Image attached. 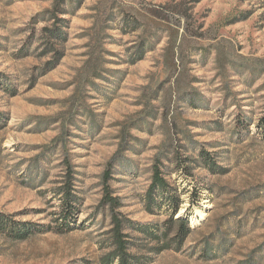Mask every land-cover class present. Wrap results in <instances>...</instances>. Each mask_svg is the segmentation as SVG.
<instances>
[{
    "label": "rangeland",
    "instance_id": "obj_1",
    "mask_svg": "<svg viewBox=\"0 0 264 264\" xmlns=\"http://www.w3.org/2000/svg\"><path fill=\"white\" fill-rule=\"evenodd\" d=\"M263 115L264 0H0V213L44 229L0 232V264H107L106 183L139 264H264Z\"/></svg>",
    "mask_w": 264,
    "mask_h": 264
},
{
    "label": "trees",
    "instance_id": "obj_2",
    "mask_svg": "<svg viewBox=\"0 0 264 264\" xmlns=\"http://www.w3.org/2000/svg\"><path fill=\"white\" fill-rule=\"evenodd\" d=\"M48 35V34H45ZM49 39L51 38L52 42H60L65 39V33L61 30L60 26L50 30L49 32ZM45 52L55 54L54 52L57 51L56 48L48 47L44 45ZM56 58V56H55ZM59 60V57L56 58ZM260 122L264 127V115L261 117ZM202 153L203 159L206 161L208 167H212V160L206 157V153L203 150L200 151ZM212 164V165H211ZM71 170V169H70ZM71 176V175H70ZM106 179L109 177V173H105ZM68 181L64 183L63 187H60V204H59V211L58 217L62 219L61 224L63 227L71 228L68 224V220L73 217L75 213V202L76 198L73 194V185L71 182L72 176L68 177ZM169 184L162 176L161 171L158 167L153 169L152 174V182L148 187L147 190V201L150 203L148 206L149 210H153L154 206H160L159 201H164L168 208V221L173 224L177 225V231L170 236L169 233L166 232L164 235L162 246L159 250H165L169 248L178 249L182 243L186 240L189 233L191 232V227L189 226V222L187 219L182 217H175L179 203L176 202V198L170 194L168 189ZM103 202L109 206L112 210L111 212V234H112V243H111V251L109 253L107 264H139L141 261L135 257V255H131L129 253V243L126 239L127 235L123 233L125 224L124 221L119 217V214L116 213L115 209L118 207V199L111 196L110 188L106 184H104V195H103ZM57 217V218H58ZM67 223V224H65ZM37 225L30 224V223H21L16 222L9 216L0 213V232L7 233L10 236H13L17 239L26 238L30 234L34 232H42L44 229H35Z\"/></svg>",
    "mask_w": 264,
    "mask_h": 264
}]
</instances>
